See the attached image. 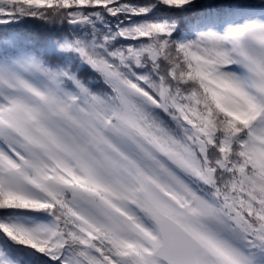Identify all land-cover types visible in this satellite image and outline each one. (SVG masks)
Listing matches in <instances>:
<instances>
[{"label": "snow or ice", "instance_id": "1", "mask_svg": "<svg viewBox=\"0 0 264 264\" xmlns=\"http://www.w3.org/2000/svg\"><path fill=\"white\" fill-rule=\"evenodd\" d=\"M0 264H264V0H0Z\"/></svg>", "mask_w": 264, "mask_h": 264}]
</instances>
